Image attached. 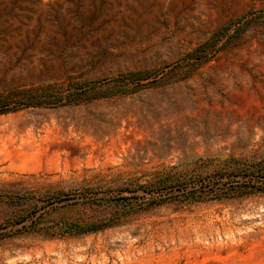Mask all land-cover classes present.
<instances>
[{
  "label": "rangeland",
  "instance_id": "1",
  "mask_svg": "<svg viewBox=\"0 0 264 264\" xmlns=\"http://www.w3.org/2000/svg\"><path fill=\"white\" fill-rule=\"evenodd\" d=\"M262 8L0 0V93L161 75L0 114V264H264ZM250 11L211 59H183Z\"/></svg>",
  "mask_w": 264,
  "mask_h": 264
},
{
  "label": "trees",
  "instance_id": "2",
  "mask_svg": "<svg viewBox=\"0 0 264 264\" xmlns=\"http://www.w3.org/2000/svg\"><path fill=\"white\" fill-rule=\"evenodd\" d=\"M264 16V8L259 10ZM256 12H248L230 19L219 28L210 38L195 49L187 52L184 60H209L223 49L225 42L232 35V30L242 27ZM103 52L96 57L98 59ZM175 63H178L176 61ZM161 75L158 69H137L119 72L115 75L98 77L89 80L69 82L67 84L47 83L28 87L17 93H0V114L14 112L27 107H58L63 105L80 104L90 101L101 91L118 87L121 92H135L151 86L159 81Z\"/></svg>",
  "mask_w": 264,
  "mask_h": 264
}]
</instances>
